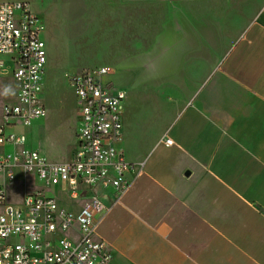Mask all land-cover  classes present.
<instances>
[{
    "label": "crops",
    "instance_id": "crops-1",
    "mask_svg": "<svg viewBox=\"0 0 264 264\" xmlns=\"http://www.w3.org/2000/svg\"><path fill=\"white\" fill-rule=\"evenodd\" d=\"M49 1L125 78L111 264H264V0Z\"/></svg>",
    "mask_w": 264,
    "mask_h": 264
},
{
    "label": "built area",
    "instance_id": "built-area-1",
    "mask_svg": "<svg viewBox=\"0 0 264 264\" xmlns=\"http://www.w3.org/2000/svg\"><path fill=\"white\" fill-rule=\"evenodd\" d=\"M43 30L29 2L0 1V55L11 57L18 92L17 102L3 106L0 123V264H111L112 247L98 229L112 208L103 191L113 189L117 203L133 181L129 173L135 165L121 146L127 92L111 86L107 67L72 73L80 124L71 159L50 161L38 150H18L26 136L9 132L8 126L30 124L46 114ZM5 65L0 59V68ZM8 145L14 150L6 151ZM19 172L43 185L19 191ZM60 194L69 198L71 208L60 207Z\"/></svg>",
    "mask_w": 264,
    "mask_h": 264
},
{
    "label": "rangeland",
    "instance_id": "rangeland-1",
    "mask_svg": "<svg viewBox=\"0 0 264 264\" xmlns=\"http://www.w3.org/2000/svg\"><path fill=\"white\" fill-rule=\"evenodd\" d=\"M29 1L33 13L38 16L44 27L42 36L46 42L48 62L41 98L46 107V114L32 119L30 124L17 122L14 126H8V130L25 134L26 142L16 147L18 150L35 149L50 161H66L71 159L76 150L77 131L80 124L77 98L69 78L75 71L98 67L107 62L102 56L93 57L94 51L91 52L89 22L92 15L62 14L58 13L52 5H49V13H47L42 0ZM80 25L84 27L82 30L77 29ZM0 59L6 61L5 67L0 68V122H2L3 106L6 103L17 102L18 92L12 81L11 57L0 55ZM108 81L115 86L125 84L121 71L112 72ZM5 150L11 152L14 148L8 145ZM0 181H3L2 177ZM16 185L21 191L31 185L42 186L43 184L19 172ZM9 199H14L10 189ZM59 201L60 207L71 208L69 198L65 195L60 194Z\"/></svg>",
    "mask_w": 264,
    "mask_h": 264
}]
</instances>
